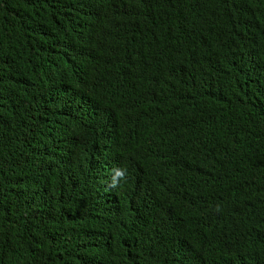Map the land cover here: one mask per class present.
Wrapping results in <instances>:
<instances>
[{"label": "trees", "instance_id": "16d2710c", "mask_svg": "<svg viewBox=\"0 0 264 264\" xmlns=\"http://www.w3.org/2000/svg\"><path fill=\"white\" fill-rule=\"evenodd\" d=\"M0 264H264V0H0Z\"/></svg>", "mask_w": 264, "mask_h": 264}, {"label": "clouds", "instance_id": "9594fccd", "mask_svg": "<svg viewBox=\"0 0 264 264\" xmlns=\"http://www.w3.org/2000/svg\"><path fill=\"white\" fill-rule=\"evenodd\" d=\"M116 176H118L121 179H123L126 176V172L124 170H117L116 171Z\"/></svg>", "mask_w": 264, "mask_h": 264}]
</instances>
